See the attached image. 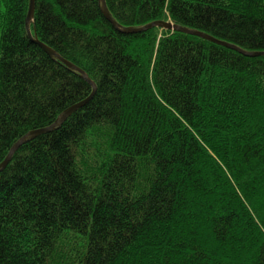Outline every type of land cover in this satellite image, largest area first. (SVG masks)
<instances>
[{"label": "trees", "instance_id": "1", "mask_svg": "<svg viewBox=\"0 0 264 264\" xmlns=\"http://www.w3.org/2000/svg\"><path fill=\"white\" fill-rule=\"evenodd\" d=\"M264 52V0H106ZM0 0V166L92 86ZM34 39L97 91L0 171V264H264V56L118 32L98 0H36Z\"/></svg>", "mask_w": 264, "mask_h": 264}, {"label": "water", "instance_id": "2", "mask_svg": "<svg viewBox=\"0 0 264 264\" xmlns=\"http://www.w3.org/2000/svg\"><path fill=\"white\" fill-rule=\"evenodd\" d=\"M99 2V7L100 10L102 12V15L105 17V19L112 24V26L120 33L122 34H126V35H136V34H142L145 32H148L152 29L155 28H159V29H163L166 31H172V32H180V33H185L188 35H193L199 38H202L204 40L210 41L212 43L230 48L232 50L237 51L238 53H241L244 56L247 57H260V56H264V52H246L244 50H242L241 48L232 45L230 43H226L224 41L218 40L214 37H212L211 35H208L206 33L200 32V31H196V30H191L185 27H181L178 25H175L172 21H156V22H152L149 23L147 25L141 26V27H124L122 26L120 23H118V21L113 17V15L111 14L107 2L106 0H98ZM34 14H35V6H31L30 10H29V15L26 19V30H27V34L28 37L37 45H39L51 58H53L54 60L62 63L63 65H65L66 67H68L69 69H71L72 71H75L77 74H80L81 78L85 81H87L93 88V93L92 95L84 102L75 105L74 107H71L70 109H68L67 111H65L56 121V123L51 126V127H47L44 129H39L37 131H34L32 133H29L28 135H26L25 137H23L21 140H19L14 147L12 148L10 154L8 155L7 159L4 161V163H2V165L0 166V171H2L11 161L13 155L16 153V151L25 143H27L30 139L35 138L36 136L39 135H43L45 133H48L50 131H52L53 129L60 127L62 125V123L68 118L70 117L74 112H76L77 110H79L80 108H82L83 106H85L87 103L90 102V100L93 98V96L95 95L96 91H97V86L95 84L94 81H92L91 78H89V76L82 71L81 69H79L78 67H76L74 64H72L71 62L65 60L63 57H61L56 51H54L53 49H51L50 47H48L47 45L41 43L40 41H38L37 39H34L32 36V32H31V25L34 23Z\"/></svg>", "mask_w": 264, "mask_h": 264}, {"label": "bare ground", "instance_id": "3", "mask_svg": "<svg viewBox=\"0 0 264 264\" xmlns=\"http://www.w3.org/2000/svg\"><path fill=\"white\" fill-rule=\"evenodd\" d=\"M35 4H36V0H32V4H31V6H35ZM38 40V39H37ZM39 41V40H38ZM42 43V42H41Z\"/></svg>", "mask_w": 264, "mask_h": 264}, {"label": "rangeland", "instance_id": "4", "mask_svg": "<svg viewBox=\"0 0 264 264\" xmlns=\"http://www.w3.org/2000/svg\"><path fill=\"white\" fill-rule=\"evenodd\" d=\"M80 76V74H78ZM81 77V76H80Z\"/></svg>", "mask_w": 264, "mask_h": 264}]
</instances>
